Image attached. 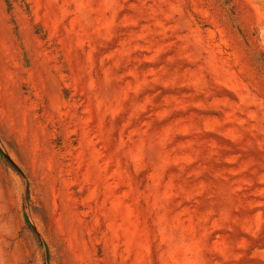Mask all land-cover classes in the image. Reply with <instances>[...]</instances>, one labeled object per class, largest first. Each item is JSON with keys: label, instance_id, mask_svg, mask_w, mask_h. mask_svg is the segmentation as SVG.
<instances>
[{"label": "rangeland", "instance_id": "374dc122", "mask_svg": "<svg viewBox=\"0 0 264 264\" xmlns=\"http://www.w3.org/2000/svg\"><path fill=\"white\" fill-rule=\"evenodd\" d=\"M0 150V264H264V0H0Z\"/></svg>", "mask_w": 264, "mask_h": 264}, {"label": "trees", "instance_id": "16d2710c", "mask_svg": "<svg viewBox=\"0 0 264 264\" xmlns=\"http://www.w3.org/2000/svg\"><path fill=\"white\" fill-rule=\"evenodd\" d=\"M10 5V9H11V4L9 3ZM0 155L1 157L4 159V161L7 163V165H9L10 167H12L13 169H16L14 164L12 163V161L7 158L6 156H4L3 152L0 150ZM26 225L27 227L30 229V231L33 233L36 241L39 243V244H44L43 240L41 239V237L39 236L38 232L36 231V229L33 227V225L31 224V222L29 221L28 218H26Z\"/></svg>", "mask_w": 264, "mask_h": 264}]
</instances>
